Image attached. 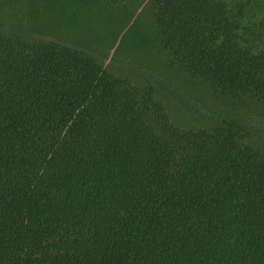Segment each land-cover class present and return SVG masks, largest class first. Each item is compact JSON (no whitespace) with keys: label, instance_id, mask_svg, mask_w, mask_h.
Masks as SVG:
<instances>
[{"label":"trees","instance_id":"obj_1","mask_svg":"<svg viewBox=\"0 0 264 264\" xmlns=\"http://www.w3.org/2000/svg\"><path fill=\"white\" fill-rule=\"evenodd\" d=\"M150 2L159 64L264 107V0ZM59 11L0 0V264H264L244 119L177 126Z\"/></svg>","mask_w":264,"mask_h":264},{"label":"rangeland","instance_id":"obj_2","mask_svg":"<svg viewBox=\"0 0 264 264\" xmlns=\"http://www.w3.org/2000/svg\"><path fill=\"white\" fill-rule=\"evenodd\" d=\"M59 1V18L67 27L55 34L80 37L81 46L101 45L104 66L139 88H152L155 99L177 126L211 129L218 115L239 117L247 127L242 141L264 154V107L252 100L224 96L202 80L159 64L160 37L150 0ZM145 71L149 74L142 73Z\"/></svg>","mask_w":264,"mask_h":264}]
</instances>
